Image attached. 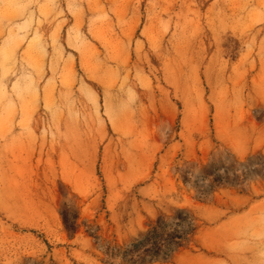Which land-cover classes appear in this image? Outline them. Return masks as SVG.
Listing matches in <instances>:
<instances>
[{
    "label": "rangeland",
    "instance_id": "rangeland-1",
    "mask_svg": "<svg viewBox=\"0 0 264 264\" xmlns=\"http://www.w3.org/2000/svg\"><path fill=\"white\" fill-rule=\"evenodd\" d=\"M160 219L145 264H264V0H0V264H133Z\"/></svg>",
    "mask_w": 264,
    "mask_h": 264
},
{
    "label": "trees",
    "instance_id": "trees-1",
    "mask_svg": "<svg viewBox=\"0 0 264 264\" xmlns=\"http://www.w3.org/2000/svg\"><path fill=\"white\" fill-rule=\"evenodd\" d=\"M183 212L179 214L182 223L186 224L189 221V217L185 216ZM64 223L68 229L75 230V225L70 226L68 219L64 216ZM166 227L162 219L158 221V226L152 228L147 237L140 243L133 245L129 257L133 264H145L147 260H156L160 257L168 259L176 247H179L184 240V234L180 231H174L172 233H159V230H163Z\"/></svg>",
    "mask_w": 264,
    "mask_h": 264
}]
</instances>
